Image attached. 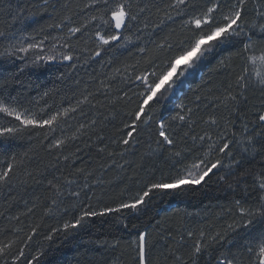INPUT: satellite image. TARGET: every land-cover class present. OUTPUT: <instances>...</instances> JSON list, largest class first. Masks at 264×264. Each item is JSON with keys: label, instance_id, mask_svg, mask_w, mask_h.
Returning a JSON list of instances; mask_svg holds the SVG:
<instances>
[{"label": "snow or ice", "instance_id": "6c2138e0", "mask_svg": "<svg viewBox=\"0 0 264 264\" xmlns=\"http://www.w3.org/2000/svg\"><path fill=\"white\" fill-rule=\"evenodd\" d=\"M47 6L48 0H43L45 10ZM85 8L90 13L88 18L78 25L67 26L66 35L59 38L63 42L61 46L66 49L59 53L62 61L70 62V66L75 68L82 57L84 64L99 62L97 58L103 59L113 49L130 52L129 46L136 49L140 59L135 64H125L123 70L115 69L107 82L101 80L94 91L86 88L76 102L68 106L53 109L46 105L35 112L31 106H26L20 94L0 92V138L17 137L30 129L46 130L43 139L48 141V152L55 154L57 165L62 158L63 167L67 169L48 179L39 170L24 168L26 179L21 183L27 184L31 179L41 184L47 180L45 202H34L24 215L33 214L37 208H41L45 216L71 212L72 218L63 223L62 229H52L44 237L52 241L55 233L63 231L67 240L90 218L123 210L138 212L154 193L191 190L207 184L224 170L218 180L226 182L228 189H240L243 193L225 209L224 214L231 217V223L220 231H213L211 226L207 229L183 227L178 240L169 230L168 236L175 241V246L168 247L167 255L157 254V246L149 230L138 231L136 239L128 246L134 252L132 264H162V261L163 264L168 261L172 264H264V74L254 73L258 61L264 64V0H167L163 6L154 0L152 3L88 0ZM153 8L157 13H163L159 22L150 19ZM177 18L180 21L178 31L172 29L159 40H152L151 47L143 44L142 37L150 24L153 31L149 35L158 36L169 26L168 22L176 23ZM64 19L72 24L71 16ZM64 26L63 21L55 25L57 28ZM0 38L10 41L14 33L0 30ZM89 41L93 47H88ZM81 42L84 48L79 55H74ZM42 44L40 41L39 44L29 43L27 47L21 45L19 48L10 44V48L27 52ZM224 50H230L229 54L220 58L217 67L227 70L228 80L218 86L203 109L201 97L197 95L191 101L194 107L180 103L176 106L180 112L154 119L158 111L156 105H160L164 97L184 82L182 78L193 75L209 57ZM47 58L55 60L56 55L53 53ZM112 62L109 60L107 63L111 65ZM118 77L122 87L117 89L113 100L111 93ZM129 85L138 90L134 93L136 107L122 121V131L115 136L101 135L107 117L99 121L90 118L85 106L102 115L100 109L114 106L121 99L132 101L128 91L124 90ZM250 92H259L258 106L250 101ZM48 95V92L44 93V96ZM98 96H103L104 100ZM206 109L211 110L208 119L200 115ZM82 119L87 122H81ZM70 120L76 121L77 125L68 135L67 128L72 127ZM197 127L199 132L195 131ZM58 131L60 135H57ZM144 132L156 144L150 155L164 159L169 175L161 173L158 180L143 181L134 196L119 200L115 206L105 205L98 209L92 203L93 196L89 195L93 183L102 184L106 171L113 168L124 170L126 165L131 166L125 157L140 143ZM85 136L88 137L86 141L82 140ZM92 136L96 137L99 175L96 169L76 166V161L85 154L84 149L88 150L89 159L93 158ZM77 141L83 143V148ZM120 160L124 162L120 163ZM12 161L0 168V186L11 185L18 168L24 165L23 160L17 161L15 157ZM57 165L52 167L60 171ZM36 200L39 201L40 197ZM9 219L19 221L20 217ZM38 230V225L30 227L28 232H24L23 227L15 228L13 234L16 238L0 243V264H9V261L11 264H41L42 250L36 255L26 251ZM21 232L24 235L18 236ZM97 243L111 249L120 246L119 241Z\"/></svg>", "mask_w": 264, "mask_h": 264}, {"label": "trees", "instance_id": "16d2710c", "mask_svg": "<svg viewBox=\"0 0 264 264\" xmlns=\"http://www.w3.org/2000/svg\"><path fill=\"white\" fill-rule=\"evenodd\" d=\"M152 2L153 0H141V3ZM154 2L163 6L167 0H154ZM87 3L88 0H48L47 10H45L43 0H0V30L14 33V38L10 41L0 38V92L5 95L20 94L26 106H31L35 112H39V109L46 105L53 109L58 106H68L74 104L76 98L86 88L94 91L101 80L107 82L108 78L114 75L115 69L123 70L125 64H135L140 59L132 46H129L130 52L126 49L110 50L103 59L97 58L99 62L89 61L88 64H84L82 57L76 62L75 68L70 66V62L60 59L59 53L66 49L61 46L63 42L59 38L66 35L67 26L78 25L88 18L90 13L85 8ZM64 5H67V8ZM65 16L72 17L71 25L64 19ZM162 17V12L157 13L155 8L152 9L150 17L152 21L159 22ZM62 21L65 25L63 28L55 27ZM179 24V18L176 23L168 22L169 26L158 36L149 35L153 31L150 24L142 37L143 44L151 47L152 40H159L172 29L178 31ZM94 31L95 29H92V32ZM54 37L56 39H53ZM40 41H43L40 47L27 52L10 48V44L19 48L21 45L27 47L29 43L39 44ZM53 45H55L54 49ZM84 46L81 42L74 55H79ZM88 47H93L91 41L88 42ZM229 51L224 50L214 57H209L208 61L204 62L193 75L188 76L176 90L164 97L161 104L156 105L158 111L155 112L154 119L160 115L167 117L180 112V109L176 107L180 103L194 107L191 101L197 95L201 97L203 109V105L213 98V93L218 86L228 80L227 70L218 69L217 65L221 57L228 56ZM8 52L12 54L9 55ZM53 53L56 59L49 60L47 57ZM109 60L113 61L111 65L107 63ZM119 79L120 77L113 84L111 93L113 100L117 95V89L122 87L118 82ZM124 90L128 91L132 101L125 102L121 99L114 106L109 105L107 108L100 109L102 115L97 113L96 109L85 106L88 117L97 118L98 121L107 117L106 127L100 133L101 135L115 136L122 131V121L126 120L127 114L136 107L137 97L134 93L138 90L131 85ZM45 92L49 95L44 96ZM119 94L123 96V92ZM248 95L250 101L258 106L259 92H250ZM97 98L104 100L103 96ZM104 102L108 103L107 100ZM95 103L96 101L93 100V104ZM210 111V109L203 110L200 115L208 119ZM81 122H87V120L82 119ZM69 124L72 127L67 128V134L71 135L77 122L70 120ZM239 127L240 124L237 122V128ZM45 131L30 129L17 137L0 138V168L13 162V157L17 161H24V165L18 168L11 185L0 186V243L15 239L16 235L13 233L17 227H23L24 232H28L30 227L38 225V233L26 251L30 255H36L42 250L44 255L40 257L41 264H114V262L132 264L131 257L134 252L132 247L128 246L136 239V233L144 230L150 231L151 239L157 246V254L167 255L168 247L175 246V241L168 236L169 230L176 240L179 239L180 230L183 227L207 229L211 226L213 231H220L231 223V217L224 214L225 209L234 198L243 195L240 189H228L226 182L218 180V176L224 174V170H221L205 185L175 193H154L147 205L142 206L138 212L123 210L120 213L90 218L83 228L69 236L67 240L64 239V233L61 231L53 235L52 241H47L44 237L50 233V230L62 229L63 223L70 220L72 214L60 212L45 216L42 209L37 208L33 214L24 215L34 202L37 204L45 202V185L47 184L46 179L41 184H36L31 179L27 184L21 183L26 179L23 175L24 168L26 167L29 171L39 170L48 179H51L53 175L59 176L62 171H67L63 167L62 158L61 163L57 165L55 154L48 152L46 147L48 141L43 139ZM195 131L199 132L200 129L197 127ZM57 135H60L59 131ZM82 140L86 141L88 137L85 136ZM95 141L96 137L92 136L90 142L93 143V158L89 159L88 150L84 149L85 154L82 159L76 161V166L88 170L96 169V174L99 175L100 161L96 155ZM76 143L83 148L81 141ZM155 148L156 144L150 141L148 133H142L140 143L130 149V153L125 157L130 161L131 166L126 165L124 170L113 168L106 171L102 176L104 182L100 185L90 181L93 183L92 191L89 192V195L93 196L92 203L96 204L98 209L105 205L115 206L119 200H126L130 195L134 196L142 187L143 181L153 178L158 180L161 173L168 176L170 170L164 159L150 155L151 150ZM72 150L75 149L72 148ZM117 159L119 160V157ZM53 165H57L60 171L53 168ZM38 196L39 201L36 200ZM18 215L19 221L9 219ZM157 221H159L158 226ZM134 225L136 227H133ZM24 232L17 235L23 236ZM105 240L109 244L119 241L120 246L111 249L98 245L97 242ZM9 264H11L10 261ZM167 264L172 262L168 261Z\"/></svg>", "mask_w": 264, "mask_h": 264}, {"label": "rangeland", "instance_id": "374dc122", "mask_svg": "<svg viewBox=\"0 0 264 264\" xmlns=\"http://www.w3.org/2000/svg\"><path fill=\"white\" fill-rule=\"evenodd\" d=\"M258 72L261 74H264V64L259 63V61L256 64V68L254 69V73ZM183 80H185L184 78H182Z\"/></svg>", "mask_w": 264, "mask_h": 264}]
</instances>
